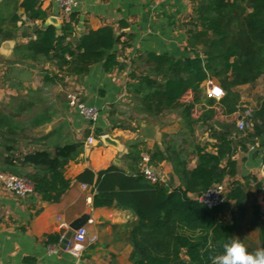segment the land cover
<instances>
[{
	"label": "trees",
	"instance_id": "trees-1",
	"mask_svg": "<svg viewBox=\"0 0 264 264\" xmlns=\"http://www.w3.org/2000/svg\"><path fill=\"white\" fill-rule=\"evenodd\" d=\"M193 1V15L184 24L187 56L147 54L145 71L139 76L132 74L127 87L132 100L148 117L161 118L180 108L182 120L192 133L197 124L209 126L214 144L194 145V169L189 168L191 155L173 144L165 151L149 153L152 166L162 161L172 164L180 181L173 190L169 184L152 182L145 176L140 168L142 151L137 146L130 152L134 163L131 172L112 166L98 173L87 170L78 177L81 183L94 188V208L116 207L138 218L131 232L134 264H213L224 245L237 239L236 220H227L226 214L231 205L241 207L245 203L244 184L253 181L262 191V184L254 176L243 178L244 183L238 180L235 157L238 148L247 151L249 141L256 140L264 148V99L253 110L252 129L246 138L236 137L232 128L238 120L241 100L237 89L253 86L264 78V0ZM42 3L43 0H5L0 4V44L16 39L20 23H42L33 28L27 43L16 46L17 59L11 63L32 68L50 65L54 70H43L42 92L64 85L67 77L87 76L97 64H102L107 74L123 67L116 52L121 37L114 27L89 30L73 43L69 39L78 23L76 14L55 27L47 24L49 13L43 10ZM208 81L220 86L225 97L209 99L208 108H199L200 95ZM29 95V101L14 113L0 111V173L27 179L43 202L57 204L71 186L64 175L66 166L83 152V144L19 156L17 146L27 130L50 121L45 113L28 122L19 119L23 109H29L35 101L36 93ZM95 135L105 134L97 129ZM225 182L230 188L223 206L209 209L199 201L200 195ZM253 224L258 226L262 249L264 211L258 204ZM46 239L48 244H59L62 236L48 235Z\"/></svg>",
	"mask_w": 264,
	"mask_h": 264
},
{
	"label": "crops",
	"instance_id": "crops-1",
	"mask_svg": "<svg viewBox=\"0 0 264 264\" xmlns=\"http://www.w3.org/2000/svg\"><path fill=\"white\" fill-rule=\"evenodd\" d=\"M4 1L0 0V4ZM79 1L80 7L76 13L78 23L70 42L75 43L89 30L105 26L114 27L116 34L121 37L116 52L122 68L107 74L103 65L97 64L91 67L87 76L67 77L64 82L70 85L72 91H77L84 102L100 111V119L94 130L87 120L69 106V91L63 98V85L41 91L43 70H54L50 65L37 68L22 64L13 66L11 63L17 59L14 51L3 49L5 42L10 40L0 44V67H4L0 68L3 77L0 81L4 82L10 96L8 102L3 103L7 109L0 107V111L14 113L25 101H29V93L35 92V101L29 109H23L19 119L28 122L32 117L45 113L50 120L27 130L17 146V154L24 156L42 150L54 152L58 146L83 144V152L66 166L64 175L71 186L60 203H45L36 193L20 198L5 191L0 184V264H134L131 260L134 251L131 232L138 218L131 211L116 207L94 208V188L90 185L84 188L78 177L87 170L98 173L112 166L131 172L134 168L130 156L133 146L142 151V156L157 149L165 151L173 144L191 155L189 168L194 169L197 165L193 155L194 145L215 142L200 126L201 123L194 126L192 133L182 120L180 108L169 111L161 118L148 117L139 110L138 103L132 100L127 87L132 81V74L139 76L145 71L147 54H170L177 58L187 56V31L184 24L193 15L194 1ZM42 8L48 11L49 17L54 16L63 23L54 0H43ZM18 14L22 16L23 11L19 10ZM122 23L125 25L122 26ZM33 24L41 26L42 23L37 21ZM20 26L23 27L22 23ZM11 40H14L15 48L27 43L23 38ZM42 94L46 98L40 99ZM97 129L102 130L116 145L107 144L103 138L97 137ZM91 136L96 141L88 145L87 140ZM209 150L213 149L210 147ZM235 159L238 163V180L244 183L243 178L254 176L262 184V191L256 188L253 181L245 183L244 188L247 198L250 189L255 191V197L260 196L256 204L264 211V157L255 158L246 154L240 157L238 153ZM152 167L159 179L170 185L171 190L180 186L171 163L157 162ZM245 203L241 207L231 205L226 219L235 218L237 229L243 228L247 233L257 230L259 236L258 226L253 224L256 204L246 208ZM88 212L90 219L85 227L88 238H96L94 243L77 244L72 239L66 248L62 247V240L59 244L47 243L46 236L60 235L63 238L70 231V225ZM251 214L252 218L247 219ZM247 238L245 241L249 243ZM246 249L251 250L247 245Z\"/></svg>",
	"mask_w": 264,
	"mask_h": 264
},
{
	"label": "built area",
	"instance_id": "built-area-1",
	"mask_svg": "<svg viewBox=\"0 0 264 264\" xmlns=\"http://www.w3.org/2000/svg\"><path fill=\"white\" fill-rule=\"evenodd\" d=\"M184 1L192 2L193 0ZM54 2L60 13L59 18L62 21L68 20L71 16L76 14L80 7L79 0H54ZM211 82L212 81H208L207 84ZM208 93L210 97L216 100H220L225 97L224 90L220 86L216 85H212L209 88ZM67 101L69 106L76 112H78L79 115L82 116L85 120H87L92 126V130H94L95 125L100 119V111L96 107L90 106L86 102H84L81 98V95L77 91L68 92ZM252 114L253 110L247 109L242 115L239 116L236 123V127L239 132L247 133L252 129ZM105 137L107 136H101V138L103 139ZM95 141L96 139L91 136L88 138L87 144L92 145ZM142 171L145 176L152 182L161 181L151 165L150 154L142 155ZM0 184L5 191L12 193L20 198H25L34 194L33 185L27 179L18 176L0 173ZM83 187L87 188L88 186L84 185ZM229 188V182H225L223 184L211 188L205 194L200 195L198 199L209 209L219 208L225 204ZM72 239L77 244H85L88 242L92 244L96 241V238H88V230L86 227H83L77 232H75Z\"/></svg>",
	"mask_w": 264,
	"mask_h": 264
},
{
	"label": "rangeland",
	"instance_id": "rangeland-1",
	"mask_svg": "<svg viewBox=\"0 0 264 264\" xmlns=\"http://www.w3.org/2000/svg\"><path fill=\"white\" fill-rule=\"evenodd\" d=\"M34 24L30 23L26 26H23L22 28H20V31L17 33V39L23 38L26 42L29 41L30 36H32L33 34V28H34ZM11 40V39H10ZM18 41V40H16ZM19 42V41H18ZM0 68H4V67H0ZM2 76L0 75V78ZM3 78V77H2ZM212 85H216L218 86L214 81H212L211 83H208L207 85H205V87L202 89V93L200 95V103L198 104L199 108H208V100L212 99V97L209 96V88ZM63 98H65L66 93L71 90L70 85H67L64 83L63 85ZM2 91V92H1ZM6 86L4 84V82L0 81V98H2L0 101V107H6L5 105H3L4 102H8V96L9 94H7L6 92ZM72 91V90H71ZM237 91L239 92L240 96H241V100H240V105H239V113L237 114L236 119L239 118L240 115H242L244 113L245 110L247 109H252L254 110L261 99H264V78H261L255 85L253 86H242L239 87L237 89ZM40 99L42 98H46L43 94L40 95L39 97ZM45 102V100H44ZM15 103H18V100H15ZM5 104V103H4ZM43 104V103H42ZM7 109V108H5ZM127 123V121H126ZM200 126H202V128H204L205 132H208L209 134H211L210 128L208 125H202L200 124ZM232 133L240 138V139H244L247 137V133H241L236 129V126H234L232 128ZM238 153L240 154V157H242V155H250L251 157H258L260 156L261 158L264 157V148L260 147V143L258 141L255 140L254 143L250 142L247 143V151H241L240 148H238ZM254 192L253 190H249L248 191V198L245 204L246 208H252L251 204H256L257 201L260 200V196L257 195V197L254 196ZM248 218H252V214L247 217ZM251 234V235H250ZM246 236L248 237L247 240H249V243H247L245 241ZM236 237L237 239H239L244 246L246 247V245L251 249L249 250V252H255L256 250H258V245H259V236L257 234V230H251L249 233L246 232L245 229L240 228L237 229L236 232ZM249 244V245H248Z\"/></svg>",
	"mask_w": 264,
	"mask_h": 264
},
{
	"label": "clouds",
	"instance_id": "clouds-1",
	"mask_svg": "<svg viewBox=\"0 0 264 264\" xmlns=\"http://www.w3.org/2000/svg\"><path fill=\"white\" fill-rule=\"evenodd\" d=\"M213 264H264V248L249 252L239 239L232 238L224 245L223 253L213 259Z\"/></svg>",
	"mask_w": 264,
	"mask_h": 264
},
{
	"label": "water",
	"instance_id": "water-1",
	"mask_svg": "<svg viewBox=\"0 0 264 264\" xmlns=\"http://www.w3.org/2000/svg\"><path fill=\"white\" fill-rule=\"evenodd\" d=\"M47 24L53 25L55 27H60L61 25L59 20L54 16L48 18ZM58 35H60V32H58ZM3 49L9 52L15 51L14 40L5 42V44L3 45ZM104 142L107 144L116 145V143L109 137H105ZM89 219H90V213L88 212L70 225V231H68L62 238L63 248H66L68 246V244L73 238L74 233L80 230L81 228L85 227V225L89 222Z\"/></svg>",
	"mask_w": 264,
	"mask_h": 264
}]
</instances>
